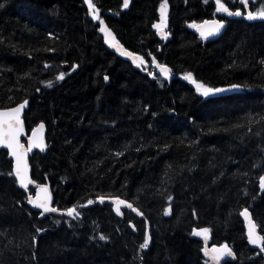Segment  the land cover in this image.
Wrapping results in <instances>:
<instances>
[{"label":"trees","instance_id":"16d2710c","mask_svg":"<svg viewBox=\"0 0 264 264\" xmlns=\"http://www.w3.org/2000/svg\"><path fill=\"white\" fill-rule=\"evenodd\" d=\"M164 2L0 0V108L28 98L27 129L47 123L32 177L61 212L30 207L0 149V264H209L200 232L235 250L223 264H264L240 217L250 208L264 234V17L239 0H166L163 38ZM221 3L243 15L205 40L193 27ZM101 28L172 77L134 67ZM113 197L133 202L124 219Z\"/></svg>","mask_w":264,"mask_h":264},{"label":"water","instance_id":"95a60500","mask_svg":"<svg viewBox=\"0 0 264 264\" xmlns=\"http://www.w3.org/2000/svg\"><path fill=\"white\" fill-rule=\"evenodd\" d=\"M254 1L255 0H239V2L243 5L245 11L250 10L251 3ZM224 6L229 10V12L235 13L236 11H239L241 13V15H235V14L229 15L225 12L218 11L217 10L219 8L218 7L215 11V15L212 18L205 19V20L195 24V26L193 27L194 32L205 40L217 39L218 37H220L224 33V31L227 27V19L240 18L243 15L241 10H234L227 5H224ZM206 21L209 23L205 24ZM213 22L222 24V27L218 33H214L213 35L205 38L204 36L201 35V30L207 31L208 29H210L213 26ZM157 32H158V34H160V30H157ZM106 44L110 50L115 51L120 56L127 58L133 64V66L136 67L137 69H144V67H146L150 64V62L141 53H137V52L130 50L121 41H119L116 38H114L111 41H107ZM125 53H128V54H125ZM140 57L143 58V62H140L137 59H134V58H140ZM152 63L157 67L158 72L160 74L164 75L161 72V67H163V68H166L168 70V75L166 77H169V78L172 77V74L169 71L168 67L165 66L157 57L152 56ZM29 101L30 100L27 98V99L22 100L21 102H18L15 105L0 108V112H11L12 109L18 107L21 104H24V107L21 109V112H20L21 129H20L18 137H17L20 147L17 149V151L23 152V160L27 166L26 175H27V178L30 181V183H28V186L25 188V187L21 186L18 178L16 176L15 177H16L18 183L20 184V186L22 187V189L27 192L28 201L36 200L37 197H43V196L47 195L49 198V207L57 209V211L53 212V213L60 214L61 213L60 209L55 204L56 196H55V193L53 191V186L50 183H38L32 177L31 157L33 156V154L35 152L43 153L47 150V148H48V138H47L48 126H47V123L45 121H40L37 124H35L31 128V130L27 129V125H26V121H25V111L29 106ZM41 125H43L42 128H41ZM41 141L44 145L43 148L37 146L39 143H41ZM0 149H5L8 151V154L13 161V172L15 173L16 158L12 154V149H10L4 145H0ZM30 186H34V188H35L33 193H31L29 190ZM45 189H46V192L43 191ZM110 201L112 202L113 211H114L115 215L120 219L125 218V210L129 209L128 205H131V207L133 206V202H131L127 199L121 198V197L110 198ZM119 201H123L124 203H119ZM29 205L33 210L40 211L42 214L44 213L42 209L35 207L32 203L29 202ZM117 208H119V210H120L119 212H117ZM245 209H247L248 216L243 215ZM240 217H241L243 224H244L245 234H246V239H247L248 245L254 249H262L264 247V240H261L257 244H252L248 239V232L250 229L255 232L257 237H264V234L260 231L259 226L253 217L252 210L248 207L243 208L240 211ZM253 225H254V227H253ZM130 226L135 231L137 230L135 227V224L133 222H130ZM199 236L201 237V239L204 242V256H205V259L208 261L209 264H223L226 261H233L237 258V254H236L235 250L231 246L227 245L228 248L231 249L233 256L232 257H224V258H221L219 260L215 259L214 258L215 254L212 252V249H214V248L219 249V248H222L224 245L211 244L209 238L205 237L202 232H200Z\"/></svg>","mask_w":264,"mask_h":264},{"label":"snow or ice","instance_id":"6c2138e0","mask_svg":"<svg viewBox=\"0 0 264 264\" xmlns=\"http://www.w3.org/2000/svg\"><path fill=\"white\" fill-rule=\"evenodd\" d=\"M217 3H219V0H217ZM128 4H129V0H123V6L125 8L128 7ZM89 5H90V7L94 8V6L91 3V0H89ZM166 8H167V3L165 0V2L163 4H161V8H160L162 23L154 25V27L158 28L162 34H163V28L166 26L163 23V21L165 19ZM217 10L225 12L229 15H232V14L241 15V13L239 11H236L235 13L229 12V10L222 3L219 4V8ZM256 15L264 17V10L260 11ZM96 18L99 19V16H97ZM248 18L254 19L256 17L253 15V13L249 12ZM208 23L209 22H207V21L205 22V24H208ZM221 27H222V24L213 22V26L210 29H208L207 31L201 30V35L204 36L205 38H207L208 36H211L214 33H218L220 31ZM101 32H105L106 36L111 37V33L107 32L104 28H101ZM125 54H128V53H125ZM134 59H137L138 61L143 62L142 57L134 58ZM161 72L165 76L168 75V70L166 68L161 67ZM57 79H59V80L64 79V73H60L59 76L57 77ZM105 79H107V77H105ZM186 79H189V80L192 79V76L190 73L187 75ZM49 83H51V82H49ZM193 83H195V81H193ZM196 87H197V90L200 91L202 93V95H204V96H207L210 92L213 91V89L207 88L202 84H197ZM216 91H219V89H217ZM23 107H24V104H21L18 107L12 109L11 112H0V145H4V146L12 149V154L16 158V169H15L14 175L18 178L21 186L26 188L28 186V183H30V181L28 180L27 175H26L27 166L23 160V152L17 151V149L20 147L17 137H18L19 131L21 129L20 112H21V109ZM42 127H43V125H41V128ZM37 146L43 148L44 145L41 141V143H39ZM262 184H264V178H262ZM43 191L46 192V189ZM29 202L32 203L35 207L42 209L44 213L57 211L56 208L49 207V198L47 195H45L43 197H37L36 200H30ZM88 203L92 204L93 201L89 200ZM119 203H124V202L119 201ZM128 207L130 208L131 205H128ZM119 211H120L119 208H117V212H119ZM168 211L170 212V209ZM74 214L76 216L79 215V213L76 212L75 207H73L72 209H69L67 211L68 216H73ZM165 214H168V212H166ZM243 215L248 216L247 209H245ZM253 227H254V225H253ZM204 231L207 232V230H204ZM197 234L199 235L200 233H197ZM101 239H104V237L102 236ZM248 239L252 244H257L261 240H264V237H257L255 232L250 229L248 232ZM141 247L144 249L148 248V241L146 240L145 243L141 245ZM262 250H264V249H262ZM212 252L215 254L214 258L217 260L224 258V257H232L233 256L231 249L228 248L227 245H224L222 248H219V249L214 248V249H212Z\"/></svg>","mask_w":264,"mask_h":264},{"label":"rangeland","instance_id":"374dc122","mask_svg":"<svg viewBox=\"0 0 264 264\" xmlns=\"http://www.w3.org/2000/svg\"><path fill=\"white\" fill-rule=\"evenodd\" d=\"M167 11H168V6H167V8H166V10H165V19H164V21H163V23L165 24V22H166V18H167ZM249 12H251V13H253V15L255 16V17H260V16H258V15H256L257 13H259L260 11H257V12H253V11H248V13ZM248 13L246 14V17L248 18ZM162 23V20H161V16H160V20L157 22V24H161ZM156 24V25H157ZM166 25V24H165ZM156 28V27H155ZM156 30H159L158 28H156ZM163 36H166V34H163ZM111 40H113V36L111 35V37H108V36H106V41H111ZM152 65H153V63H152ZM155 66V65H154ZM154 70H156V71H158V69H157V67L155 66V67H152Z\"/></svg>","mask_w":264,"mask_h":264},{"label":"flooded vegetation","instance_id":"af4514ba","mask_svg":"<svg viewBox=\"0 0 264 264\" xmlns=\"http://www.w3.org/2000/svg\"><path fill=\"white\" fill-rule=\"evenodd\" d=\"M165 30H166V26L163 28V34H166V33H165ZM163 34H162L161 31H160V34H159V35L162 36L163 38H165L166 36H163ZM113 39H114V37H113ZM141 54H142V53H141ZM142 55H143V56H144V57L150 62V64H149L148 66H146V68H150V67L152 68V67H155L154 64L152 65V56H154V55H152L151 58H147L148 56L146 57V55H144V54H142ZM163 76H164L165 78H167L165 75H163Z\"/></svg>","mask_w":264,"mask_h":264}]
</instances>
